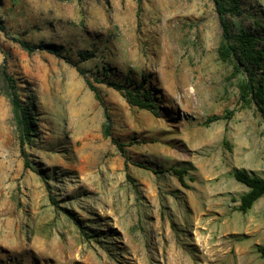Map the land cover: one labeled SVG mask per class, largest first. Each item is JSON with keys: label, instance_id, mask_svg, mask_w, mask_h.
Returning <instances> with one entry per match:
<instances>
[{"label": "rangeland", "instance_id": "rangeland-1", "mask_svg": "<svg viewBox=\"0 0 264 264\" xmlns=\"http://www.w3.org/2000/svg\"><path fill=\"white\" fill-rule=\"evenodd\" d=\"M239 1L232 30L264 48V0ZM0 16V62L37 118L30 169L0 95V264H262L264 195L239 212L233 172L264 177V120L218 58L212 0H2ZM130 79L159 115L105 84Z\"/></svg>", "mask_w": 264, "mask_h": 264}, {"label": "trees", "instance_id": "trees-1", "mask_svg": "<svg viewBox=\"0 0 264 264\" xmlns=\"http://www.w3.org/2000/svg\"><path fill=\"white\" fill-rule=\"evenodd\" d=\"M215 10L218 14L219 24L221 27L220 41L217 47L218 58L223 62L232 63L235 72H240L241 66L245 71V77L238 84L239 101L243 106H255L264 120V75L257 76L256 71H264V48L259 47L258 37L247 30L234 32L231 27L228 15H240L242 13L239 0H212ZM2 0H0V7ZM0 31L6 34L4 21L0 16ZM18 43L20 48L28 54H32L38 50H44L59 56V51L54 43L39 42L37 44L21 38H12ZM80 72H82L80 70ZM100 81L101 80H96ZM88 87L94 92L96 98L99 99L97 88L86 79ZM107 86L120 91L126 101L140 109L151 111L154 115H159L158 106L155 104L151 90L144 86V82L137 84L133 88L134 80H129L128 84L118 83L115 81H105ZM0 95L4 96L11 107L12 121L18 137L19 152L23 158L25 168L33 169L29 159L25 153V144L28 143L37 125V118L31 106L25 104L21 97V88L17 78L9 71L7 58L3 57L0 62ZM232 114L228 112L222 118H227ZM221 117L210 116L206 119L205 124L215 121ZM104 136L109 135L108 126L104 127ZM118 148L125 153L123 144L117 142ZM171 171L177 176L181 185L187 187L184 180L183 169L171 168ZM39 173V171H37ZM234 178L247 186V191L239 196V204L237 210L246 213L255 203V201L264 195V177L250 175L245 170H235ZM41 178L44 177L41 175ZM52 203H55L52 197ZM259 257L264 264V242L256 246Z\"/></svg>", "mask_w": 264, "mask_h": 264}]
</instances>
